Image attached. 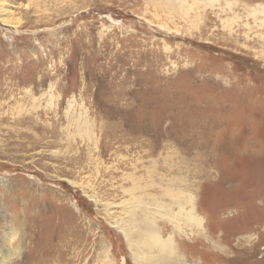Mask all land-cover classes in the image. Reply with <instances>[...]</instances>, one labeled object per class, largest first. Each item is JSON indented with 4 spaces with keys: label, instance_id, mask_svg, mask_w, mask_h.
Masks as SVG:
<instances>
[{
    "label": "rangeland",
    "instance_id": "rangeland-1",
    "mask_svg": "<svg viewBox=\"0 0 264 264\" xmlns=\"http://www.w3.org/2000/svg\"><path fill=\"white\" fill-rule=\"evenodd\" d=\"M6 16L0 264H264V0Z\"/></svg>",
    "mask_w": 264,
    "mask_h": 264
},
{
    "label": "bare ground",
    "instance_id": "bare-ground-1",
    "mask_svg": "<svg viewBox=\"0 0 264 264\" xmlns=\"http://www.w3.org/2000/svg\"><path fill=\"white\" fill-rule=\"evenodd\" d=\"M0 24L2 25V26H8V25H10V20L7 18V16H6V18L4 17V18H2V17H0ZM153 229V228H152ZM149 236V235H148ZM152 238V237H151ZM13 239V238H12ZM149 242L151 243V244H153V247L154 246H158L159 248L161 247V246H163V247H165V249L167 248V249H171L170 251H172L173 250V244H172V241H171V239L170 238H168V239H166V240H164V241H157V240H155L154 238H152V239H149ZM151 244H150V246H151ZM147 245V244H146ZM149 247V246H148ZM164 252V251H163ZM169 252V251H168ZM173 252V251H172ZM167 254V253H166ZM175 254V253H174ZM162 258V257H161ZM134 260H135V262H137L138 260L137 259H135L134 258ZM142 261V260H141ZM134 262V263H135ZM148 262V261H147ZM138 263V262H137ZM144 264V263H143Z\"/></svg>",
    "mask_w": 264,
    "mask_h": 264
}]
</instances>
